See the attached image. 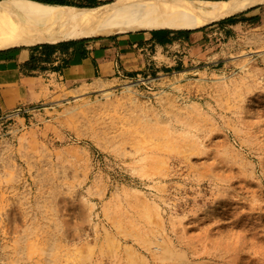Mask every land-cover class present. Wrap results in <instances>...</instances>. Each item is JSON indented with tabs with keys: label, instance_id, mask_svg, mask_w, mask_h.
Segmentation results:
<instances>
[{
	"label": "rangeland",
	"instance_id": "1",
	"mask_svg": "<svg viewBox=\"0 0 264 264\" xmlns=\"http://www.w3.org/2000/svg\"><path fill=\"white\" fill-rule=\"evenodd\" d=\"M245 13L0 117V264H264V4Z\"/></svg>",
	"mask_w": 264,
	"mask_h": 264
},
{
	"label": "bare ground",
	"instance_id": "2",
	"mask_svg": "<svg viewBox=\"0 0 264 264\" xmlns=\"http://www.w3.org/2000/svg\"><path fill=\"white\" fill-rule=\"evenodd\" d=\"M257 4L264 0H114L93 7L0 0V49L159 28L194 29Z\"/></svg>",
	"mask_w": 264,
	"mask_h": 264
},
{
	"label": "crops",
	"instance_id": "3",
	"mask_svg": "<svg viewBox=\"0 0 264 264\" xmlns=\"http://www.w3.org/2000/svg\"><path fill=\"white\" fill-rule=\"evenodd\" d=\"M259 6L261 4L242 13L254 12ZM197 34L192 32L189 37H197ZM83 39L88 38L0 49V117L21 106L45 101L62 85L96 84L104 79L140 75L150 65L147 62L149 46H153L156 53L171 46L170 42L160 43L154 39L150 30Z\"/></svg>",
	"mask_w": 264,
	"mask_h": 264
},
{
	"label": "trees",
	"instance_id": "4",
	"mask_svg": "<svg viewBox=\"0 0 264 264\" xmlns=\"http://www.w3.org/2000/svg\"><path fill=\"white\" fill-rule=\"evenodd\" d=\"M40 1L43 3H50V4H68V5H74L79 7H93L99 4L106 3L104 1L100 0H89V3L82 4V3H74V2H65V0H35ZM243 14V13H242ZM241 15V14H240ZM240 15H235L228 17L225 20L222 21H228V22H237V17ZM195 30H171V29H159V30H150V33L153 35V38L156 39L160 43H168L173 41V38L179 37L180 35H185L186 38L189 37V35L194 32ZM101 37H93L88 39H83L82 41H87L91 39H97ZM43 47H48V44H43Z\"/></svg>",
	"mask_w": 264,
	"mask_h": 264
}]
</instances>
